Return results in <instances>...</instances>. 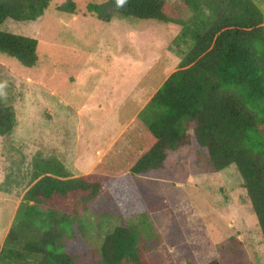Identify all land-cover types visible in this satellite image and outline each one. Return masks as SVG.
<instances>
[{
	"label": "trees",
	"instance_id": "1",
	"mask_svg": "<svg viewBox=\"0 0 264 264\" xmlns=\"http://www.w3.org/2000/svg\"><path fill=\"white\" fill-rule=\"evenodd\" d=\"M51 1L0 0V26L7 19L35 21ZM57 10L75 15L76 5L65 1ZM86 14L104 23L135 19L178 27L170 42L177 69L158 78L143 108L128 103L131 109L119 117L124 130L88 174L73 178L58 159L38 153L29 167L24 156L20 166L9 164L3 186L10 191L12 182H25L26 190L0 245V264H76L63 251L67 228L95 211L108 179L120 218L149 217L133 178L163 170L168 154L181 147L196 158L205 152L211 173L235 168L264 243L262 10L254 0H103L88 4ZM37 46L34 38L0 31V53L25 68L36 65ZM15 125L13 107L0 98V138ZM240 246L230 244L228 254L236 257ZM99 247L95 264H156L127 227H115Z\"/></svg>",
	"mask_w": 264,
	"mask_h": 264
},
{
	"label": "rangeland",
	"instance_id": "2",
	"mask_svg": "<svg viewBox=\"0 0 264 264\" xmlns=\"http://www.w3.org/2000/svg\"><path fill=\"white\" fill-rule=\"evenodd\" d=\"M65 1L75 3V15L57 10ZM102 1L52 0L37 20L7 19L0 26L38 42L32 68L0 53V98L16 115L11 135L0 138V245L26 190L25 182H12L10 191L3 186L9 164L20 166L24 156L29 167L38 153L58 159L73 178L88 174L124 130L119 117L131 109L128 103L143 108L160 76L177 69L170 42L178 27L135 19L104 23L86 14L88 4ZM254 2L264 13V0ZM207 159L205 152L196 158L181 147L168 154L163 170L135 176L149 217L120 218L108 179L95 211L67 228L63 251L76 264H95L103 237L123 226L156 264L219 258L224 264H264V243L238 173L231 166L211 173ZM231 237L236 240L229 242ZM236 242L241 246L230 256Z\"/></svg>",
	"mask_w": 264,
	"mask_h": 264
},
{
	"label": "clouds",
	"instance_id": "3",
	"mask_svg": "<svg viewBox=\"0 0 264 264\" xmlns=\"http://www.w3.org/2000/svg\"><path fill=\"white\" fill-rule=\"evenodd\" d=\"M125 2H126V0H118V3L121 4V5H122L123 3H125Z\"/></svg>",
	"mask_w": 264,
	"mask_h": 264
},
{
	"label": "crops",
	"instance_id": "4",
	"mask_svg": "<svg viewBox=\"0 0 264 264\" xmlns=\"http://www.w3.org/2000/svg\"><path fill=\"white\" fill-rule=\"evenodd\" d=\"M76 17H74L73 19H75ZM263 25H264V23H263Z\"/></svg>",
	"mask_w": 264,
	"mask_h": 264
}]
</instances>
